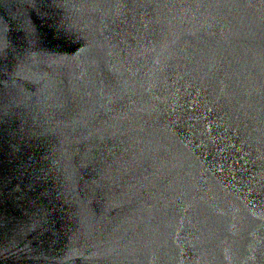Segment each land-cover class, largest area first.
Masks as SVG:
<instances>
[{
    "label": "water",
    "instance_id": "water-1",
    "mask_svg": "<svg viewBox=\"0 0 264 264\" xmlns=\"http://www.w3.org/2000/svg\"><path fill=\"white\" fill-rule=\"evenodd\" d=\"M0 264H264V0H0Z\"/></svg>",
    "mask_w": 264,
    "mask_h": 264
}]
</instances>
